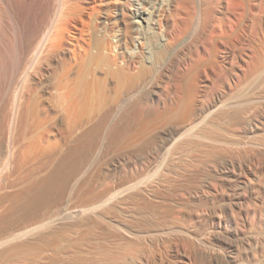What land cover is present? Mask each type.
Returning <instances> with one entry per match:
<instances>
[{
	"label": "bare ground",
	"instance_id": "1",
	"mask_svg": "<svg viewBox=\"0 0 264 264\" xmlns=\"http://www.w3.org/2000/svg\"><path fill=\"white\" fill-rule=\"evenodd\" d=\"M263 91L264 0H0V264H149L139 241L191 231L179 205L140 220L163 192L212 203L237 184L264 192ZM150 134L162 137L154 162L128 172ZM112 153L117 180L86 204L66 195L5 220L8 201L42 202L58 162L71 160L60 185L73 192ZM201 170L212 179L192 192Z\"/></svg>",
	"mask_w": 264,
	"mask_h": 264
},
{
	"label": "rangeland",
	"instance_id": "2",
	"mask_svg": "<svg viewBox=\"0 0 264 264\" xmlns=\"http://www.w3.org/2000/svg\"><path fill=\"white\" fill-rule=\"evenodd\" d=\"M261 94H263V96L259 95L261 98H259L260 100L259 99L258 100L260 101V103H263V105H262L263 107H260L259 108L260 110L259 109L258 110L259 111L262 110L263 111L262 114L264 115V100H263L264 99V93H261ZM259 101H257V102L259 103ZM256 115L260 116L261 112L260 113L256 112ZM139 122H140L139 118L136 119V122H135L136 128L138 127ZM240 122L242 123L241 124L242 126L239 124L240 126L238 125V127L241 128V129L239 128L240 130H243L245 127L244 126L245 124L242 121H240ZM161 138L162 137H160V136L150 134V136L148 135L145 137L146 141L143 139V140L139 141L140 142V144L138 143L139 145L136 144L137 147L135 146L136 149L134 148L135 150L133 153L134 155H133L132 165L130 164V167H128V172H131V173L136 172L137 169L139 171L142 169H143V171H145L146 168L148 169L151 166V164L154 162L155 155L153 153L149 154V151H150V149L156 147L158 144L161 143V141H162ZM142 155H143V157H142ZM116 156L117 155L115 153L110 154V156L109 155L105 156L104 159H102L95 166V168L92 169L94 171L91 170L90 175H88L89 178H86L85 182H83L81 185H79V187L76 188V190L79 188V190H77V191L75 190L77 193L75 191L72 192L71 189L66 190L67 188L63 187V186H66V184H67V183L65 185L63 184L65 182H67L65 179V178H67V176L65 177V174H67L66 172L72 171V169H73L72 168L73 165H72L71 169L69 168V165L72 164L71 160H70V164H69V159H67L69 165L66 163L67 161L65 162L64 160H62V161H64L65 164H64V162H61V163L58 162L59 163L57 166L58 168H55V169H57L58 172L57 171L54 172L55 174H54V179L52 182V183H54L53 184L54 187L51 190H49L53 185L50 187L47 184V186L49 188L47 189L46 188L47 186L46 187L44 186L45 188L44 187L43 188L46 189L44 191H43L42 187H41L42 189H39L40 192L39 191L37 192L38 189L37 190L35 189L36 190L35 194L38 193L39 196H41V194L43 193L41 196L42 198H43L44 194H47V195H44V199L42 200V202L41 201H38L39 203H37V201L33 202L34 200H32L31 197H30L31 202H29L30 200L29 201L27 200L28 203H30V204H28L26 201H20V202H22L21 204H16L15 203L16 201L14 202L11 200V202H13V204L11 205V202L8 201L7 206L9 205V203L11 206L9 205V207H7L9 211L6 209L9 214L8 213L5 214L6 215L5 220L7 218L8 222H11L10 220L13 219L12 222H14V221L16 222V221H18L17 218L19 219V217H20L19 215L24 217L27 214H30L27 212L33 213V214L29 215L31 218L32 215H35L34 213H36V214L40 213V212H38V209H39V211H43V210H46L47 208H49L50 205L52 204V201H51L52 198L56 199L57 197H63L66 195L68 197H70V199L73 201L72 202L73 205H78V204L84 205L82 203L86 204L88 202V200H86V199L87 198L90 199L89 196H91L92 194L93 195L96 194L98 191H101L105 185L108 184V186H109V184H111V183L113 184V182H115L117 180L119 174L115 168ZM59 165H61V166H59ZM67 167H68V169H67ZM61 169H63V170H61ZM61 173H63V174H61ZM131 173H129V174H131ZM195 175L191 176V178L194 179V181L192 179H190V177H189V180L192 184L189 183L188 187L191 188L190 191H192V192H195L197 189H199V181L201 179L204 178V183H206V181H208L209 179L210 180L212 179V177L210 175H208L207 172H205V171L202 172V170L199 171V174L196 173ZM63 177H65V178H63ZM101 180H102V182H101ZM84 183H85V185H84ZM88 183H90V184L87 185ZM60 184L63 186H61ZM100 184H102V185H100ZM29 185H30V187L32 186V184H29ZM95 185L97 188L95 187ZM56 186L60 189H58ZM101 186H103V187L100 188ZM249 186L250 185L247 186L244 184H237V186H235V188H233V189H226V191L224 190L225 195H223V197H225V198L221 199L217 202L214 201L213 203L208 199L203 200V201H198V200L189 198L185 195V193L183 194L184 196H182V197H181L182 194H180V197H181L180 201L177 202L178 201L177 198H174L176 196H172V194H169L166 192H165V194H164V192L162 193V195L164 194L163 197H162V195H160L161 196L160 199L158 198V199L154 200L155 202H153V200L149 202V204L152 202V203H154V205L153 204L148 205V203H146V205H147V206L145 205L146 208H142V210L143 209H146V210H143L144 211L143 214L141 215V217H139V218H141L140 220H142L143 218H145V219L149 218L148 216H151L154 211H155L154 213H158V214H161L160 212L166 211V214H168L170 209H172L174 206L179 205L180 210H181V214H182V216H180V218H181L180 223H182V224L184 223L185 226H188V228L191 229L189 236H186V237H185V235L184 236L180 235V237L178 236V238H177V236H169L170 238L166 237L163 239H157V238L155 239L154 238L153 239L154 242H149V241L146 242V241H143L142 239H140L142 241H139V242H141L139 245L141 247H144L142 249H144V250L146 249V252L145 251L144 252L146 254V257L148 256L147 258L149 260L148 262H150L149 264H156V263L157 264H186V263H184V261L180 260L181 257L179 258L176 256L175 251H174L175 250L174 247L176 246L175 243H178L179 241H180V243H178V244H180V247H182L181 248L182 251H185V249H186V251H188L190 253L192 251L191 254H193L192 255L193 256V262L195 261L193 264H195V263L196 264H239V263H241V264H254V260H255V262L257 260L260 261V259L264 260V217H263L264 215L262 216L263 217L262 219L259 218L257 220H250V218L247 217V215H246L247 209L249 207L256 208V209L258 208L259 211H261L264 208V206H263L264 205V202H263L264 199H262V198H264V197H262V196H264V192L260 193L261 190L258 191V189H255V192H253L254 189H252L251 186L250 187ZM33 187H34V185H33ZM98 188L101 190H99ZM41 190L43 192H41ZM45 191H46V193H44ZM47 191H49V193L51 195ZM53 191H55V192H53ZM82 191H83V193H82ZM80 193L82 195H80ZM35 194L32 196H35ZM260 196L262 197L261 199L263 201L261 199H259ZM74 199H76V200H74ZM77 199H79V200H77ZM255 201H257V202H255ZM20 202L18 201L17 203H20ZM261 202H263V203H261ZM23 203H25V204H23ZM47 203H48V205H47ZM74 203H76V204H74ZM256 203H258V204H256ZM15 206L16 207L18 206L17 209ZM149 206H151V207H149ZM22 207L26 208L28 211L23 209ZM9 208H11V210ZM205 208L210 209L213 212H210V210H209L208 211L209 213L208 212L203 213V211H201V209L203 210ZM260 208H261V210H260ZM17 210H18L19 214L16 213ZM22 211L24 212V214L22 213ZM149 211H150V213H149ZM25 212H26V214H25ZM215 212L217 213V216H216ZM202 213H203V215H202ZM17 214H18V216H17ZM144 214L146 217L143 216ZM199 214H201V215H199ZM218 214H219V216L221 215L220 219H219ZM29 216L27 215L25 218H27V217L29 218ZM200 216H201V218H200ZM202 216H204V217H202ZM14 218H15V220H14ZM145 219H143V220H145ZM1 220L3 221V219H1ZM68 221L67 222L64 221L66 225H67V223H69ZM64 222L60 225L61 227H59V226L58 227L62 228V226L63 227L66 226L64 224ZM186 223H187V225H186ZM48 227L45 226L44 229L46 228V230H47ZM54 228L52 227L50 229H52V231L55 229H58V228H55V229ZM44 229L42 228L41 232H40V229H39V231H36V234H38L36 236H39L40 234H41V236L47 235L46 234L47 232L44 231ZM79 231L81 232V230H79ZM171 238H172V240H171ZM174 239H175V241H174ZM157 240H158V242H157ZM161 248H162V250H161ZM27 259H29V258H27ZM244 260H245V262H244ZM22 261H23V259H22ZM22 261L20 259V261H15V262H16V264H18V263L20 264ZM25 261H26V259H24V261H23L24 263L22 262L21 264H26V263L30 264L32 262V260L30 262V259L27 260L26 262ZM15 262H14V264H15ZM28 262H30V263H28ZM31 264H33V263H31Z\"/></svg>",
	"mask_w": 264,
	"mask_h": 264
}]
</instances>
